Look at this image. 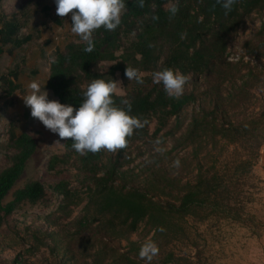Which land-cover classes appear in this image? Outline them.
Wrapping results in <instances>:
<instances>
[{
  "label": "trees",
  "instance_id": "1",
  "mask_svg": "<svg viewBox=\"0 0 264 264\" xmlns=\"http://www.w3.org/2000/svg\"><path fill=\"white\" fill-rule=\"evenodd\" d=\"M125 3L115 31L94 32L92 52L84 51L82 41L54 54L46 88L60 103L78 109L93 79L116 80L119 73L129 87L115 95L116 104L127 99L131 114L149 123L116 153L80 155L64 140L63 152L46 164V172L57 178L49 186L60 198L57 207L37 217L42 224L24 227L18 239L27 258L43 251L47 264H146L139 250L150 238L159 247L151 264H204L199 256L175 250L188 237V222L242 221L240 181L252 174L264 147V20L244 43L242 56L228 60L227 50L246 17L264 15V0H238L227 15L215 0H179L173 18L169 0H145L143 8L138 0ZM22 26L15 15L0 16V55L4 47L23 46ZM104 61L115 64L102 71ZM127 66L143 74V83L128 81ZM163 68L190 74L191 90L170 97L152 79ZM196 102L183 129L181 115ZM9 143L14 154L0 171V229L22 204L41 202L47 193L39 180L13 190L37 145L26 132L11 131Z\"/></svg>",
  "mask_w": 264,
  "mask_h": 264
},
{
  "label": "rangeland",
  "instance_id": "2",
  "mask_svg": "<svg viewBox=\"0 0 264 264\" xmlns=\"http://www.w3.org/2000/svg\"><path fill=\"white\" fill-rule=\"evenodd\" d=\"M1 15H15L22 21L19 36L26 37V41L21 48L9 50L4 47V52L0 55V171L9 166L14 154L9 143L10 132L16 135L26 132L34 137L37 148L13 190L28 181L39 180L45 185L47 193L41 202L34 205L22 204L8 218L7 224L1 227L0 264H11L15 259L26 260V264H47L46 252L41 251L29 258L24 256L18 239L22 236L24 227L42 224L37 217L44 216L57 207L60 198L49 188L57 178L46 172V164L51 155L63 152L64 140L60 141L62 144H55L60 139L58 135L47 130L31 116V109L25 106L22 97L30 94L28 85L36 80L41 89L48 92L50 100H57L46 88L50 62L54 54L67 43L82 41L71 32V15L62 18L56 14L55 0H0ZM263 20L264 15L258 13L245 18L243 28L230 41L228 59L235 61L234 59L244 54V43L255 36ZM243 60L256 64V60L248 56ZM114 64L115 62L104 61L100 64V69L106 71ZM116 77L121 82L116 94L124 95L129 84L124 83L119 73ZM13 86L15 89L12 90ZM190 90L191 84L185 85L184 92ZM196 107L197 102L188 106L181 115L183 129ZM153 128L152 124L150 129ZM166 147H170V142ZM240 184L245 206L242 221H189L188 237L183 243L176 245V252L195 258L199 256L204 264H264V176L261 169L254 167L252 174L246 180H241ZM10 198L11 193L7 200ZM80 207L74 215H77ZM131 239L137 240L138 236L133 235Z\"/></svg>",
  "mask_w": 264,
  "mask_h": 264
},
{
  "label": "clouds",
  "instance_id": "3",
  "mask_svg": "<svg viewBox=\"0 0 264 264\" xmlns=\"http://www.w3.org/2000/svg\"><path fill=\"white\" fill-rule=\"evenodd\" d=\"M224 9L225 15L232 11L238 0H215ZM145 0H138L143 8ZM56 14L59 17L71 15V32L86 44L85 52L94 50L93 34L103 27L107 31H115L122 23V16L127 10L125 0H55ZM215 7V5L213 6ZM167 11L170 18L179 11V0H169ZM153 21L159 20L152 16ZM182 38H184L182 36ZM152 45H149L151 47ZM231 60V58H229ZM55 62V58H52ZM125 76L129 81L143 83L139 70L127 66ZM153 83L162 84L164 91L170 96L179 98L183 95L185 85L191 80L190 74H183L179 69L163 68L152 73ZM121 82L113 79H93L83 92V100L79 108L50 100L48 92L33 80L29 83L30 94L22 97L25 106L30 107L31 116L60 138L70 139L72 148L80 155L97 154L101 150L116 153L128 146L130 138L137 129L148 125L147 119L131 114V103L127 99L116 104L115 95ZM161 143L159 139L155 142ZM162 151V149H157ZM179 167L180 161L173 162ZM159 254V247L152 239H146L140 247L139 258L151 264Z\"/></svg>",
  "mask_w": 264,
  "mask_h": 264
},
{
  "label": "crops",
  "instance_id": "4",
  "mask_svg": "<svg viewBox=\"0 0 264 264\" xmlns=\"http://www.w3.org/2000/svg\"><path fill=\"white\" fill-rule=\"evenodd\" d=\"M256 167L261 169V172H262V174L264 176V147L261 149V153H260L258 162L255 165V168Z\"/></svg>",
  "mask_w": 264,
  "mask_h": 264
},
{
  "label": "built area",
  "instance_id": "5",
  "mask_svg": "<svg viewBox=\"0 0 264 264\" xmlns=\"http://www.w3.org/2000/svg\"><path fill=\"white\" fill-rule=\"evenodd\" d=\"M228 60H230V59H228ZM234 60H237V59H234ZM231 61H233V60H231Z\"/></svg>",
  "mask_w": 264,
  "mask_h": 264
}]
</instances>
